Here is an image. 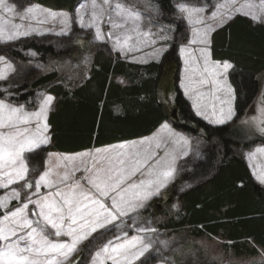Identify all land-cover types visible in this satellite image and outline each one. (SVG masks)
<instances>
[{
  "label": "rangeland",
  "instance_id": "374dc122",
  "mask_svg": "<svg viewBox=\"0 0 264 264\" xmlns=\"http://www.w3.org/2000/svg\"><path fill=\"white\" fill-rule=\"evenodd\" d=\"M96 2L98 5L102 4V0H96ZM116 2L117 0H112L113 8ZM119 2L125 7H134L141 13V24L139 28L141 35H134V39L130 41L132 50L129 51L128 46H125L123 52L118 49L114 50L115 53L117 52L121 55L123 60L139 64H148L153 61L164 63L163 61H165V58L169 56L170 52L174 50V46H176L175 49L180 59L178 67H173V70L163 68L164 72L162 73V78L158 86L161 100L163 102L165 101V108L169 115L168 125L172 131L166 130V132H164V142L161 138V140H159L161 146L156 148L155 145L157 142H155L154 148L151 150L157 153L156 158H174L172 167L175 171L172 177L168 179L166 186L159 191V194L145 201L143 207L131 212L128 216L120 217L112 224L108 225L107 229L94 233L89 240L80 243L77 250L71 254L69 260L66 261L65 264H93L95 252L107 242V240L112 239L114 236H120L122 233H127L130 238L138 234L136 232V228L138 227H151L155 229V232L141 234L145 235L146 240H151L152 248L146 252L143 257L135 261L134 264H264V252L260 253L259 256L255 258L235 256L231 251L225 250L224 244L219 238L194 236L190 234L187 227L178 230L166 227L163 228L170 220V217H173L174 213L180 209L179 202L177 201L178 197L193 189L199 183L194 181L195 179L193 178V164L202 162L206 156L205 149L211 147V143L206 141L203 137L193 134L191 136L189 133L174 127V120L176 119L173 116V109L176 108L175 88L178 87L181 89L184 96L191 102H189L191 108L196 114V109L192 106L193 99L191 97L193 93L190 91L186 94L184 88L181 87L182 81L187 84L189 76L194 75V78H199V73L203 71L200 49L205 48L206 45L201 44L199 40H197L196 43H191L193 39H196L194 30L203 33L206 28L214 29L216 26L230 21L237 15H244L256 23L264 22V16H260L259 13H257L259 18L254 20L250 15L245 14L248 12L247 8H242L240 11L236 10L248 3L258 5L259 0H172L175 8V13L172 15H168L159 7L156 0H119ZM7 3L15 5L17 12L21 13L24 8L30 6H36L38 10V14L34 19L29 18L24 21H21L18 17L12 19L13 23L22 24L23 27L21 30H28L30 32L29 35L8 42H0V57H4L7 63L12 65L11 69H7L3 64H0V70H3L5 77L0 79V100L14 107L22 106L23 110L28 113L39 111L44 100L49 96L52 97V95L47 93L43 88H40L34 92L31 91L33 93L26 101H19L18 95H14L15 93H13V91H15L18 86L20 87L23 75L30 73L33 75L31 78L33 79L55 69L62 79L68 78L72 81L78 78L81 79L83 75H85L92 60L91 45L97 42L100 45H106L107 43L108 46L111 47V43L114 46V41L107 37V33L113 31L114 35L120 34L116 30L111 29L106 21L100 25L101 31L105 34L103 40H97L95 38V28L81 27V16L84 17L85 22L89 20L92 11V0H79L71 10L50 9L28 0H7ZM82 4L84 7L80 8ZM181 4H186L190 8H203V12L193 16L194 20L199 19L202 22L190 24L188 22L187 13L179 11V6ZM48 12H55L57 14L65 13L68 20L67 25L61 23L64 17L60 15L52 17L48 15ZM214 12L217 13L215 18H213ZM0 15H3L5 19L10 18V14L8 13L0 12ZM221 16L224 17L223 22H221ZM228 16H231V18L228 19ZM175 25H179V27L185 29L187 32L186 35L188 36L185 41H182L183 36L181 33L177 35L176 31L179 27L177 28ZM149 31L152 33L151 36L145 37L142 35ZM212 32L213 31L209 32L208 40L211 38ZM174 35L177 36L174 37ZM83 40H85L84 45L80 43ZM31 42L52 46L55 52L54 54L51 53L47 55V61H41L33 50L25 48L24 50L22 48L23 45H28ZM78 43L80 50L77 47ZM181 48L185 49L183 54L181 53ZM207 48L208 51H210L209 44ZM11 51L21 52L26 59L20 60L13 57ZM192 57L196 58L195 61L191 59ZM186 59L189 60L187 71L185 65ZM210 60L215 62L211 55ZM172 65L175 66L173 60ZM172 65L171 62H168V67L170 66L172 68ZM231 65L232 67L225 74L227 83L233 90L231 95H227L224 92H216L214 96V89L211 85H205L199 88V91L204 94L199 103L201 105V110L205 111L206 114L210 116V119L207 120L209 124L212 119L216 118L211 115L213 109H215L217 115H219L221 108L227 111L229 107L228 101H230L233 115L232 118L226 120L225 123L233 124L232 119L235 115V92L229 79V73L233 68V64ZM258 79L260 83L259 94L254 104L247 110L243 121L239 123L240 130L245 135V139L249 140V144L237 148L236 153L246 161L254 181L264 190V184L260 183L254 174L264 170V151H258L264 149V132L260 130L264 125H260L253 120V118L264 120V73L258 76ZM215 97H218V99ZM54 105L55 101L52 97L51 102L47 106L46 118L40 121L41 124H47V114L54 109ZM175 116H177L176 121L179 120L178 112L175 113ZM30 128L32 131H35L34 120ZM198 132L200 133L199 135L202 134L201 130ZM173 134L182 135L187 143L183 141L179 144L175 143L178 137ZM43 135L48 139L50 138L48 124L47 131L43 132ZM156 138L160 139L159 137ZM214 142L217 143L218 141L214 140L213 144ZM42 145L44 144H41L32 152L25 154V160L30 169L28 173L29 180L34 181L48 168H51L54 173L62 175L66 170L72 171L73 165H75L80 170L75 171L71 183L79 182L80 186L85 191L91 190L93 194H95L94 190H92L91 186L87 183V180L84 179V177H87L86 174L90 172L89 161L85 156H77L73 162L68 163L67 168H65L64 162L59 159L62 156H76V154L88 153V150L73 154H60L57 152H47L45 151V146ZM165 153H168V157H165ZM250 154H253L251 159L249 158ZM58 162L60 163L59 165L57 164ZM103 166L106 167L107 165L104 164ZM85 168L89 169V171H85ZM61 169L63 170L62 172ZM191 173H193L192 178L183 179L184 176L188 177ZM148 178L147 172L144 170L134 176L132 182L139 183L141 179L146 180ZM71 183L62 188V190H69ZM11 187H16L21 190V201H12L8 210L18 207L23 202V197L27 194L26 190L22 189V183L12 185ZM7 191H10V189H0V196L5 195ZM31 191L34 192L35 188ZM54 191L55 189H48L42 186L40 189V197ZM161 195L169 196V198H172V202L169 203L167 199L168 205L163 202L164 207L159 210L155 206V202L156 198H160ZM105 202L110 204V199ZM33 207V205L29 206V215H31ZM3 211L4 210H0V215L3 214ZM50 238L58 242H70V238L67 236H61L59 238L52 236ZM21 243L23 244V242ZM105 264H111V261H106Z\"/></svg>",
  "mask_w": 264,
  "mask_h": 264
},
{
  "label": "trees",
  "instance_id": "16d2710c",
  "mask_svg": "<svg viewBox=\"0 0 264 264\" xmlns=\"http://www.w3.org/2000/svg\"><path fill=\"white\" fill-rule=\"evenodd\" d=\"M28 1L50 9L71 10L79 0ZM156 1L168 15L175 13L172 0ZM176 33H181L182 41L188 36L181 27ZM84 41L80 43L84 45ZM210 42L213 60L233 64L229 73L235 91L233 124H209L194 113L181 89L175 88L179 120H174V127L203 137L211 147L205 149L202 162L193 164V178L199 183L178 197L180 209L163 228L187 227L194 236L219 238L225 250L235 256L255 258L264 252V190L254 181L236 149L249 144L239 123L259 94L258 76L264 73V22L237 15L217 27ZM91 47L92 60L84 78L62 79L55 69L33 79L27 73L13 91L19 101H26L40 88L55 98L47 118V152L75 153L144 137L169 119L157 88L170 58L171 65L172 60L175 63L171 70L178 67L177 51L169 54L164 63L139 64L123 60L107 44ZM22 48L33 50L41 61H47V55L55 52L52 46L36 42ZM11 55L26 59L21 52L11 51ZM214 140L218 144H213ZM192 174L183 179L192 178Z\"/></svg>",
  "mask_w": 264,
  "mask_h": 264
},
{
  "label": "snow or ice",
  "instance_id": "6c2138e0",
  "mask_svg": "<svg viewBox=\"0 0 264 264\" xmlns=\"http://www.w3.org/2000/svg\"><path fill=\"white\" fill-rule=\"evenodd\" d=\"M84 5H80L83 8ZM247 8L246 15H250L252 19H258L264 16V0H259V4L248 3L237 8L240 11ZM47 11V10H45ZM179 11L187 13L188 22L201 23L199 19L194 20L193 16L203 12V8L188 7L186 4L179 6ZM0 12L10 14L9 19H5L0 15V42H8L19 39L20 37L30 34L28 30H21L22 24H15L12 19L18 17L21 21L29 18H36L38 10L36 6H30L23 9V12H17L16 6L7 3V0H0ZM79 12V9H78ZM48 15L55 17L60 15L64 17L62 24L67 25V15L65 13L57 14L48 12ZM217 13H213V18ZM228 19L231 16L227 17ZM224 17L221 16V22ZM107 22L111 29L116 30L120 34L113 31L107 33V37L114 41L116 49L123 52L125 46L128 50H132L130 41L135 36H140L139 31L141 24V13L134 7H125L117 0L115 7H112V0H102V4H97L96 0H92V11L88 22L84 17H80L81 27L95 28V38L103 40L105 34L101 31L100 25ZM10 26V27H9ZM130 26V27H129ZM123 30V31H121ZM215 29L206 28L203 33L194 30L196 39L201 44L206 45L200 49V57L203 61V71L199 73V78L193 76L188 77V82H181V87L185 93L190 91L193 93V108L196 114L209 120L210 116L201 110L199 103L204 95L199 88L205 85H211L216 92H224L231 95L232 88L227 83L226 73L232 65L224 61L212 62L207 48L209 44L208 34ZM34 31V30H33ZM67 34V33H61ZM145 37L151 36L152 33L146 32L142 34ZM154 42V41H153ZM185 51L181 48V53ZM195 61V57L191 58ZM0 64L7 69H11L12 65L7 63L4 57H0ZM189 60H185L186 71ZM4 72L0 70V79H3ZM218 99V97H215ZM52 97H47L40 107V110L34 113H28L23 107H14L0 100V189H10L5 195L0 196V210H4L0 215V264H65L69 260L72 253L77 250L80 243L89 240L94 233L107 229L120 217L128 216L131 212L144 206V202L151 199L154 195L166 186V183L174 173L172 164L174 158H156L155 151L146 150V154L141 158L139 153L135 156L125 159V153L116 152V149H124L125 144L111 146L106 149H97L96 157L91 168V175L84 177L87 183L94 190L85 191L79 182L71 183L75 171L80 169L73 165L72 171H64L61 175L54 173L51 168L43 171L34 181L28 179L30 171L25 154L32 152L41 144H46L48 138L43 135L47 131V124H41L40 121L46 118L47 106L51 102ZM223 103V101H222ZM227 111L220 109L219 115L213 109L211 122L215 124H223L226 120L232 118L233 112L230 101ZM35 121V131L30 128L31 123ZM254 122L264 125V120L253 118ZM164 129H168V125H163ZM260 130L264 132V127ZM175 143L181 141L187 143L186 139L179 134ZM144 143V141H141ZM161 142L157 141L155 147L159 148ZM264 151V149L258 150ZM90 153L76 154V156H62L59 159L64 162L65 168L69 162H73L77 156H89ZM253 154H250L251 159ZM168 157V153H165ZM107 166H103L104 164ZM146 170L148 179H141L139 183L132 182V178ZM85 171L89 169L85 168ZM256 179L264 184V170L254 173ZM22 189L27 194L23 197V202L15 209L8 210L12 201H21V190L11 187L15 184H21ZM71 183V187L67 191L62 188ZM55 189L47 195L40 197L41 187ZM35 188V191H31ZM35 197V198H34ZM110 199V204L105 201ZM34 207L29 215V206ZM137 235L128 237L127 233L120 236H114L107 240L94 254L93 264H105L111 261V264H134L152 248L150 239L146 240L145 235L155 232L151 227L136 228ZM67 236L70 242H58L50 237ZM23 242V244L21 243Z\"/></svg>",
  "mask_w": 264,
  "mask_h": 264
},
{
  "label": "crops",
  "instance_id": "0c3cea01",
  "mask_svg": "<svg viewBox=\"0 0 264 264\" xmlns=\"http://www.w3.org/2000/svg\"><path fill=\"white\" fill-rule=\"evenodd\" d=\"M174 1V0H173ZM187 1V0H185ZM224 24V23H223ZM221 24V25H223ZM219 25V26H221ZM219 26H216L215 28L219 27ZM214 28V29H215ZM93 44H98L97 42H94ZM103 44V43H101ZM210 39H209V50H210ZM100 45V44H99ZM111 47L113 48V50H115L116 48L110 43ZM210 52V55H211V50L209 51ZM232 64V63H231ZM85 76H87V72H85V75H83L82 78H84ZM159 86V85H158ZM159 88L157 89V94H158V98H159V101L163 104L164 102L161 100V97H160V94L158 92ZM53 97V96H52ZM54 98V97H53ZM187 99V97H185ZM234 99V98H233ZM189 101V99H187ZM54 101H55V98H54ZM190 102V101H189ZM191 103V102H190ZM50 112V111H49ZM48 112V114H49ZM167 112V111H166ZM47 114V116H48ZM199 117H201L202 119H204L202 116L198 115ZM205 121H207L206 119H204ZM47 122V120H46ZM208 122V121H207ZM48 124V123H47ZM167 124L168 125V120L163 122L153 133L149 134V135H146L144 137H140V138H135V139H130V140H126V141H120V142H116L114 144H110V145H106V146H101V147H95L93 146L92 148L88 149V153H90L91 155L89 156H85V158H87V160L89 161V169H90V172H88L86 174V176H89L91 175V168H92V165H93V162H94V158L98 160V157H96V150L97 149H106V148H109L111 146H117V145H120V144H125L126 147L124 149H116L112 155L114 156L116 152H122V153H125L126 156L124 157L125 159H129L130 157L132 156H135L136 153H139L140 154V157L142 158L145 154H146V150H149L151 151L153 148H154V144L155 142L161 140H165V134L164 132H166V130L168 131H172L168 125V129H164L163 128V125ZM210 124H213L210 122ZM214 125V124H213ZM221 125V124H220ZM48 128H49V125H48ZM172 133V132H171ZM164 136V138H163ZM49 137H50V133H49ZM156 137H159L160 139H157ZM141 141H144V143H141ZM48 142H50V139H48ZM48 143L42 145V146H47ZM41 146V147H42ZM86 150H83V151H79V152H84ZM79 152H75V153H79ZM59 153V152H58ZM62 154V153H60ZM69 154H73V153H69ZM51 159V158H50ZM58 165L60 164L59 162L57 163ZM106 164V162H105ZM107 165V164H106ZM63 170L61 169V172ZM144 170H142L143 172ZM138 174V173H137ZM134 178V177H133ZM132 178V180H133Z\"/></svg>",
  "mask_w": 264,
  "mask_h": 264
},
{
  "label": "flooded vegetation",
  "instance_id": "af4514ba",
  "mask_svg": "<svg viewBox=\"0 0 264 264\" xmlns=\"http://www.w3.org/2000/svg\"><path fill=\"white\" fill-rule=\"evenodd\" d=\"M171 61V58L168 60V62H170ZM167 69H171V67L169 66H165ZM158 198V197H157ZM156 198V202H155V206L160 210V209H162L164 206H163V202H165V204L166 205H168V203H167V199H168V202L170 203V202H172V198H169V196H162L161 195V197L160 198H158L157 199ZM78 260H79V258H78Z\"/></svg>",
  "mask_w": 264,
  "mask_h": 264
},
{
  "label": "water",
  "instance_id": "95a60500",
  "mask_svg": "<svg viewBox=\"0 0 264 264\" xmlns=\"http://www.w3.org/2000/svg\"><path fill=\"white\" fill-rule=\"evenodd\" d=\"M175 51V49L172 51V52H174ZM177 112V109H174L173 110V116L175 117V118H177V116H175V113Z\"/></svg>",
  "mask_w": 264,
  "mask_h": 264
}]
</instances>
